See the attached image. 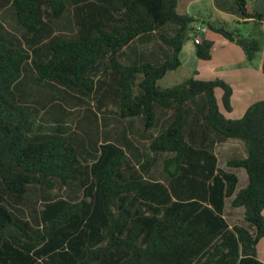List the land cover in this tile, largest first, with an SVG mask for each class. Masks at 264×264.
Listing matches in <instances>:
<instances>
[{"label": "trees", "instance_id": "1", "mask_svg": "<svg viewBox=\"0 0 264 264\" xmlns=\"http://www.w3.org/2000/svg\"><path fill=\"white\" fill-rule=\"evenodd\" d=\"M235 2L261 35L264 16ZM8 6L23 34L0 21V264H264V101L230 119L223 111H233V89L222 80L157 84L181 67L188 40L200 60L211 59L199 20L178 14V0H0ZM72 9L81 31L58 32ZM205 24L250 64L262 51L258 38ZM155 38L158 60L121 61L132 44ZM101 78L118 89L120 117L144 121L160 177L145 176L144 155L125 133L120 147H98L95 122L82 140L47 127L43 110L72 114L42 86L78 92L85 103L99 99ZM230 140L245 147V157L227 160L231 171L215 151ZM234 170L245 171V187ZM228 201L244 210L243 224L229 223Z\"/></svg>", "mask_w": 264, "mask_h": 264}, {"label": "crops", "instance_id": "2", "mask_svg": "<svg viewBox=\"0 0 264 264\" xmlns=\"http://www.w3.org/2000/svg\"><path fill=\"white\" fill-rule=\"evenodd\" d=\"M258 1L248 0L249 8L264 16V9L261 8L260 4L261 0ZM177 12L180 15H190L198 19L199 22L195 24L196 31L201 33L202 38L212 41L214 45L211 50V59L207 61L200 60L196 55L195 41L192 39L188 40L183 45L180 53V59L182 62L181 67L169 73H174L187 68L191 70L189 73L190 75L187 77L189 79L203 81L219 79L229 84L233 89V96L231 99L233 111L231 113H225L222 109V103L220 100H222L223 92L220 93L221 89H216L215 94L221 110L224 115L230 119L242 118L251 105L259 101H264V82L263 86L259 87L254 81L247 77V75H252V68L247 66L248 62L243 50L236 44L229 42L222 35L208 30L205 24L206 22L212 23L213 19L218 22H223L224 24H227L230 19H235L236 22H244L235 0H178ZM60 23L61 29L58 32L79 33V31H81L77 24L75 9H72L71 13L67 14L65 19L60 21ZM162 50V43L157 38L150 42L147 41L144 44L136 42L131 45L130 50L127 48L124 51L125 53L128 51L127 55L129 58H124L121 61L123 63H126L127 59H129L130 62L140 61L143 54H145V58H148L149 60H158L161 57ZM251 64L249 63L248 65ZM167 75L168 73L159 80L157 84L163 81ZM30 78L29 81L27 80L25 82L32 84L33 76ZM101 80H103V84L102 87L98 89L99 99L90 101L86 99L85 103H83V95L78 92H66L62 88L59 90L50 85L42 86V88L48 91V93L55 92L61 101L70 103V105H64V108L67 110H65L66 112L64 111V114H72L60 117L59 110L55 108L52 110L48 109V111L43 110L41 116H45V120L48 122L47 127H50L51 131H60L67 136L72 134L78 136L79 140H82L86 137L87 132L90 131L92 123L95 122V127L98 125L99 128L98 147L107 144H114L115 146L120 147L119 144L125 133L129 139L135 140H133L135 147L133 153L138 154V150H140V153L144 155V158L141 160V165L146 167L145 176L148 177V173L155 176V171L159 170L160 177L162 168L155 167V157L153 153L149 151L150 142L146 146L141 144L139 140V137H148L143 129L144 121L141 117H134L125 120L122 119L117 108L118 89L112 86L109 79L106 80L101 78ZM172 81L173 80H171V82ZM41 96L42 98L44 97L43 95ZM87 102L89 105H87ZM47 112L48 114H46ZM224 144H227V142ZM237 156L238 155H233L232 157ZM242 156L245 157V154ZM232 157H229V159ZM136 167H138V165H136ZM234 172L236 171L234 170ZM247 181L248 180H246V185ZM262 262L264 263V261Z\"/></svg>", "mask_w": 264, "mask_h": 264}, {"label": "rangeland", "instance_id": "3", "mask_svg": "<svg viewBox=\"0 0 264 264\" xmlns=\"http://www.w3.org/2000/svg\"><path fill=\"white\" fill-rule=\"evenodd\" d=\"M260 4H261V8L264 9V0H261ZM0 21L4 23L9 30L17 33L18 35L23 34L22 29L16 24L9 6L0 8ZM212 23H214L217 26L224 27L226 30H229V31H233L236 29L240 30L241 33L245 37H249L251 35V37L259 39L261 46H262V51L259 53L257 59L251 65H248L249 63L247 64V66L252 68L251 69L252 75H247V77H249L252 81H254L257 86L262 87L263 82H264L263 81L264 75L261 71V65H262L263 56H264V27H262V34L257 35L253 33L251 24L245 23V22H243L242 24H239L238 22H236L235 19H230L227 22V24H224L223 22H218L217 20L213 19ZM190 72H191L190 69L185 68V69H182L174 73H168L167 77H165V79L161 81L158 85L162 89L176 87L184 83L185 81L189 80V78L187 77L190 75L189 74ZM31 76H32L31 67H27V69H25L24 71L25 80L29 81L31 79L30 78ZM171 80L173 81L171 82ZM222 92L224 94V91L220 90V93ZM160 130H161V127L160 125H158L152 131H150L148 135L153 136V134L158 133ZM139 140L141 144H144L146 146L150 142L149 137H143V138L139 137ZM216 152L218 153V156L220 159L219 166L225 170L231 171V169L227 167V164H226L227 160L229 159V157H232L233 155H238L239 157H243L242 155L245 154V147L243 143H241L240 141H229V143L227 142V144H224V143L218 144L216 146ZM236 172L240 178L239 188H243L246 185L247 175L245 174L244 170H238ZM154 174H155L154 177L158 178L159 170H156ZM243 215H244L243 209L232 208L230 206V201H228L227 208H226V217L231 225L243 224L244 222ZM258 258L264 261V239L258 245Z\"/></svg>", "mask_w": 264, "mask_h": 264}]
</instances>
